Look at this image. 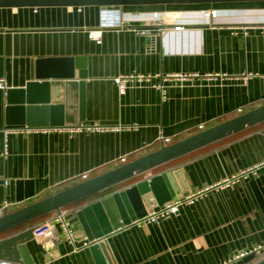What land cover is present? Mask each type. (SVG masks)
<instances>
[{
  "label": "crops",
  "instance_id": "crops-1",
  "mask_svg": "<svg viewBox=\"0 0 264 264\" xmlns=\"http://www.w3.org/2000/svg\"><path fill=\"white\" fill-rule=\"evenodd\" d=\"M111 10L122 26L103 27L105 10L98 5L0 7V78L8 88L34 80L38 59L86 57L81 123L126 127L70 133L62 127L8 126L6 90L0 89V207L10 202L7 212L80 183L83 174L89 179L159 149L161 135L172 144L264 105V1ZM208 10L216 16L206 17ZM90 32L101 34V41ZM129 75L150 79L130 82L121 93L116 78ZM59 81L60 87L52 81V90L60 91L52 102L63 103L64 80ZM177 168L184 169L190 187L185 195L197 197L157 223H133L104 238L114 263L221 264L236 257L231 264H256L264 259V121L148 175ZM18 179H33L35 197L16 201ZM55 212L19 230L43 226ZM86 242L76 241L79 249L67 242L64 255L57 245L45 244L42 251L33 240L27 246L35 264H95Z\"/></svg>",
  "mask_w": 264,
  "mask_h": 264
},
{
  "label": "water",
  "instance_id": "water-1",
  "mask_svg": "<svg viewBox=\"0 0 264 264\" xmlns=\"http://www.w3.org/2000/svg\"><path fill=\"white\" fill-rule=\"evenodd\" d=\"M264 0H0V7L12 6H87L98 5L104 10L125 5L202 4ZM86 57H52L37 61L35 79L24 88L6 90V125L32 128L72 127L85 121ZM76 69H79L76 77ZM64 80V102H52L59 88L52 90V81ZM264 98V78L262 79ZM55 87V86H54ZM264 121V105L227 121L204 129L172 144L164 145L132 161L95 177L86 179L46 198L0 216V260L35 264L27 243L38 242L45 251L40 227L19 230L33 220L59 211L86 199L84 205L66 215L76 242L87 239L95 264H115L105 242L108 235L146 216L154 206H162L173 198H182L190 187L184 169H168L148 175L163 166L213 142L241 132ZM107 192V193H106ZM105 193V194H104ZM33 179L16 180V201L35 197ZM18 230V231H17ZM15 231V232H14ZM42 238V239H41ZM61 255L67 253L64 240L56 243ZM256 264H264V259Z\"/></svg>",
  "mask_w": 264,
  "mask_h": 264
},
{
  "label": "built area",
  "instance_id": "built-area-1",
  "mask_svg": "<svg viewBox=\"0 0 264 264\" xmlns=\"http://www.w3.org/2000/svg\"><path fill=\"white\" fill-rule=\"evenodd\" d=\"M216 11H205L204 15L208 18L215 17ZM122 21L119 17H116V14H114V11L112 10H105L104 14L102 16V26L111 28V27H119L122 26ZM137 32L144 34V35H150L151 32L148 29H135ZM164 31V28H161V33ZM90 38H94L98 42L101 41V34H97L96 32H90L89 33ZM251 77V74H245L244 79H247ZM150 79V76L148 75H129V76H121L116 78V82L119 85L120 92L125 93L126 89L128 88L129 83L138 81V82H144L148 81ZM7 82L5 78H0V89L7 90ZM162 97L165 98L164 95V88L161 85L160 86ZM69 131L70 133H80V132H92V131H106V130H120L126 127H110L105 126L101 124H94V125H87L84 123H80L77 126L72 127H62ZM45 129V128H43ZM17 129H15L16 131ZM159 140L161 144L166 145V143L170 142V138L160 136ZM122 162L126 161V157L121 158ZM83 179H87L88 175L83 174L81 175ZM4 184L8 185V180H5ZM197 197V195H185L182 198H173L171 201L166 202L162 206L155 207L151 212H149L146 216L143 218L137 220L135 223L137 224H149V223H157L161 219L172 215L177 214L180 212L181 207L184 204L193 203L194 199ZM11 206V203L8 201H4V203L0 207V216L7 212L8 208ZM69 211L65 209H60L59 211H56L54 216L51 217L43 226H41V232L43 233L44 237L42 242L43 245L47 246H55L57 242L60 240H64L65 243L69 242L74 246L75 249H79V246H77L76 242L73 239V229L72 225L70 224L69 220L66 218V215ZM84 246H89L88 242L85 243ZM258 251V249H257ZM234 260H236V257H231L229 259H226L221 264H231ZM0 264H19V263H13L10 261L0 260Z\"/></svg>",
  "mask_w": 264,
  "mask_h": 264
},
{
  "label": "rangeland",
  "instance_id": "rangeland-1",
  "mask_svg": "<svg viewBox=\"0 0 264 264\" xmlns=\"http://www.w3.org/2000/svg\"><path fill=\"white\" fill-rule=\"evenodd\" d=\"M68 207V206H67ZM66 208V207H65ZM11 231H9V232H4L3 234H0V236H3V235H5V234H9Z\"/></svg>",
  "mask_w": 264,
  "mask_h": 264
},
{
  "label": "bare ground",
  "instance_id": "bare-ground-1",
  "mask_svg": "<svg viewBox=\"0 0 264 264\" xmlns=\"http://www.w3.org/2000/svg\"><path fill=\"white\" fill-rule=\"evenodd\" d=\"M42 239V238H41Z\"/></svg>",
  "mask_w": 264,
  "mask_h": 264
}]
</instances>
